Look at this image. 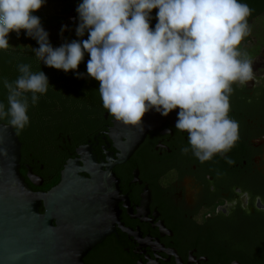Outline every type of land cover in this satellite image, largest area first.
<instances>
[{
	"label": "flooded vegetation",
	"instance_id": "af4514ba",
	"mask_svg": "<svg viewBox=\"0 0 264 264\" xmlns=\"http://www.w3.org/2000/svg\"><path fill=\"white\" fill-rule=\"evenodd\" d=\"M80 2L47 0L34 13L53 47L88 38L75 35ZM241 2L253 9L250 35L239 45L252 62L253 79L234 84L230 96L239 139L204 163L181 153L188 134L175 129L178 108L167 116L151 110L142 125H125L103 108L97 80L44 65L26 30L9 33L8 49L0 50V81H14L19 64L49 79L35 106L29 98V125L13 128L19 172L39 194L56 187L66 167L88 181L106 232L83 257L85 264H264V0ZM89 58L85 54L75 71L86 74ZM7 95L0 90L6 106Z\"/></svg>",
	"mask_w": 264,
	"mask_h": 264
},
{
	"label": "clouds",
	"instance_id": "9594fccd",
	"mask_svg": "<svg viewBox=\"0 0 264 264\" xmlns=\"http://www.w3.org/2000/svg\"><path fill=\"white\" fill-rule=\"evenodd\" d=\"M47 0H0V50L9 33L36 40L35 57L48 67L75 72L99 82L102 106L125 125L140 126L146 112L167 116L179 109L175 129L187 132L191 154L201 163L227 153L239 139V123L229 116L233 85L253 79L251 60L239 45L250 35L253 9L241 0H82L76 8V37L53 47L34 13ZM157 23L150 28L152 10ZM67 26H62L61 33ZM86 74L75 71L84 60ZM14 81H0L7 106L0 121L22 131L30 123L29 98L35 106L49 79L31 65L19 64ZM232 163L231 160H228Z\"/></svg>",
	"mask_w": 264,
	"mask_h": 264
},
{
	"label": "water",
	"instance_id": "95a60500",
	"mask_svg": "<svg viewBox=\"0 0 264 264\" xmlns=\"http://www.w3.org/2000/svg\"><path fill=\"white\" fill-rule=\"evenodd\" d=\"M20 155L13 127L0 121V264H85L106 232L88 181L66 167L56 187L35 193L19 172Z\"/></svg>",
	"mask_w": 264,
	"mask_h": 264
},
{
	"label": "trees",
	"instance_id": "16d2710c",
	"mask_svg": "<svg viewBox=\"0 0 264 264\" xmlns=\"http://www.w3.org/2000/svg\"><path fill=\"white\" fill-rule=\"evenodd\" d=\"M0 90H1V91L4 90V87L0 86ZM0 97H1V96H0Z\"/></svg>",
	"mask_w": 264,
	"mask_h": 264
},
{
	"label": "rangeland",
	"instance_id": "374dc122",
	"mask_svg": "<svg viewBox=\"0 0 264 264\" xmlns=\"http://www.w3.org/2000/svg\"><path fill=\"white\" fill-rule=\"evenodd\" d=\"M51 9V8H50Z\"/></svg>",
	"mask_w": 264,
	"mask_h": 264
}]
</instances>
